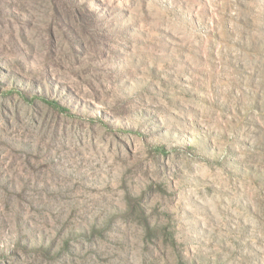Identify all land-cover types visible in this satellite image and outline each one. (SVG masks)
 Returning a JSON list of instances; mask_svg holds the SVG:
<instances>
[{"label": "rangeland", "instance_id": "1", "mask_svg": "<svg viewBox=\"0 0 264 264\" xmlns=\"http://www.w3.org/2000/svg\"><path fill=\"white\" fill-rule=\"evenodd\" d=\"M0 264H264V0H0Z\"/></svg>", "mask_w": 264, "mask_h": 264}]
</instances>
